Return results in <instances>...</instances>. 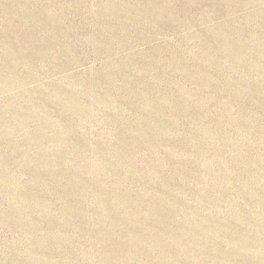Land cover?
Masks as SVG:
<instances>
[{
	"label": "rangeland",
	"instance_id": "rangeland-1",
	"mask_svg": "<svg viewBox=\"0 0 264 264\" xmlns=\"http://www.w3.org/2000/svg\"><path fill=\"white\" fill-rule=\"evenodd\" d=\"M0 264H264V0H0Z\"/></svg>",
	"mask_w": 264,
	"mask_h": 264
}]
</instances>
